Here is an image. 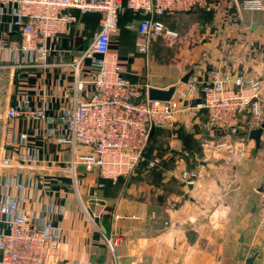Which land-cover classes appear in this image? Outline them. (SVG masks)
<instances>
[{
    "label": "crops",
    "instance_id": "1",
    "mask_svg": "<svg viewBox=\"0 0 264 264\" xmlns=\"http://www.w3.org/2000/svg\"><path fill=\"white\" fill-rule=\"evenodd\" d=\"M263 6L264 0H249L243 7L236 0H214L208 8L166 13L162 20L179 36L168 43L162 37L154 39L148 55L136 47L138 23L120 22L111 48L127 64L126 77L141 85L168 88L191 72L189 80L207 79L210 69L264 80ZM89 16L80 19L71 33L47 40L52 49L50 65L19 70L13 79L2 69L0 157L34 150L41 162L34 170L0 168V181L13 173L37 181L38 188L30 191L25 205L28 214L42 208L44 191L64 206L63 213L54 215L64 240L49 253L45 264H74L76 260L219 264V257L220 264H247L249 257L252 264H264V226H259L256 212L264 187V133L257 146L250 137L256 128L250 112L239 115L237 134L206 126L204 110L191 127L179 122L160 127L146 153L148 159L161 157L160 165L139 166L132 176L104 188L98 187L96 171L78 166L75 177L67 171L70 151L45 137L43 120H10L4 115L10 103L25 95L32 106L45 107L50 116L74 105L72 69L62 63L88 45L86 31L93 20ZM11 22L9 14L0 15V41L7 45L20 41ZM201 101L200 93L186 100L191 105ZM10 131L26 133L28 141L6 146ZM220 142L226 146L218 147ZM185 168L202 173L195 184L179 180V171ZM102 232L124 236L114 261Z\"/></svg>",
    "mask_w": 264,
    "mask_h": 264
},
{
    "label": "built area",
    "instance_id": "2",
    "mask_svg": "<svg viewBox=\"0 0 264 264\" xmlns=\"http://www.w3.org/2000/svg\"><path fill=\"white\" fill-rule=\"evenodd\" d=\"M214 0H2L0 15L12 17L11 28L20 34V41L7 45L0 41V87L2 69L10 79L15 72L26 68L46 67L52 49L47 40L71 32L80 17L89 13L100 15V28L88 45L71 61L64 62L72 69L73 101L60 115H47L45 107L32 106L27 95L10 103L4 115L35 118L45 122V137L52 138L70 151L67 171L75 176L78 166L96 171L98 187L103 179L116 181L135 173L146 159L145 151L154 126L181 123L191 127L201 110L207 116L205 125L217 126L237 134L238 117L250 112L252 124L259 127L264 121V80L252 76L222 74L208 70L207 79L188 80L179 87L169 101L148 98V84L134 83L126 77L128 66L111 48L113 35L119 30L120 14L132 11L143 18L138 22L136 47L148 55L154 39L162 37L174 41L179 34L166 26L162 16L175 11L208 8ZM243 7V6H242ZM264 9V6L262 7ZM3 52V56H2ZM2 59L4 64H2ZM200 93L197 105L186 102ZM6 146L17 141L26 143V133L8 132ZM218 147L226 146L220 142ZM41 162L37 151H21L17 156L0 157V168L34 170ZM161 159L147 161V168L160 165ZM202 173L194 169L179 171V180L195 184ZM37 181L24 178L21 173L8 174L0 181V264H45L49 253L63 242L60 224L54 215L63 213L46 191L42 208L26 212L30 191L37 189ZM257 219L264 226V187L259 191ZM94 221V217L90 216ZM105 243L115 256L125 241L121 234L102 232ZM222 261L219 257L218 262ZM74 264H108L97 260H76Z\"/></svg>",
    "mask_w": 264,
    "mask_h": 264
},
{
    "label": "water",
    "instance_id": "3",
    "mask_svg": "<svg viewBox=\"0 0 264 264\" xmlns=\"http://www.w3.org/2000/svg\"><path fill=\"white\" fill-rule=\"evenodd\" d=\"M247 1H249V0H236L237 4L241 7L244 6L245 2H247ZM191 73H188L182 79V81L188 82ZM175 91H176V85H171L168 88L149 86L148 87V98L153 99V100L169 101L173 97ZM154 129H155V126L153 125L151 127V130H150V137L152 136ZM263 133H264V121L262 122V124L259 127L254 128L250 131V137L255 139L257 146L260 145L261 136ZM252 262H253V258L249 257L247 259V264H252Z\"/></svg>",
    "mask_w": 264,
    "mask_h": 264
},
{
    "label": "trees",
    "instance_id": "4",
    "mask_svg": "<svg viewBox=\"0 0 264 264\" xmlns=\"http://www.w3.org/2000/svg\"><path fill=\"white\" fill-rule=\"evenodd\" d=\"M88 15H90V16H92V25H91V27L90 28H88V30L86 31L87 32V35H88V40H87V43L90 41V38L92 37V35L96 32V31H98V29L100 28V25H99V28L96 30V31H94V29H93V27L94 26H98V23H97V21H99V18H100V15L99 14H97V13H89V14H86V15H83V16H81L80 17V19L82 20V19H84V17H87ZM89 16V17H90ZM143 18V16L142 15H139V14H137V13H134V12H132V11H125V12H123V13H121L120 14V22L123 24H125V23H131V22H139L141 19ZM98 19V20H97ZM125 21V22H124ZM119 22V24L121 25V23ZM96 24V25H95ZM71 33V32H70ZM160 127H163V126H155V129H154V132H153V134H152V136L150 137V139L153 137V136H155L157 133H158V129L160 128ZM150 139H149V142H150ZM149 142H148V145H149ZM148 145H147V147H148ZM147 147H146V151H147ZM145 151V152H146ZM122 178L123 177H120V178H118L115 182L114 181H112L111 179H103V182H104V185L102 186V187H100V188H104L105 186H107V185H109V184H111V183H118V182H120L121 180H122ZM100 179V178H99ZM101 180V179H100ZM99 180V181H100Z\"/></svg>",
    "mask_w": 264,
    "mask_h": 264
},
{
    "label": "rangeland",
    "instance_id": "5",
    "mask_svg": "<svg viewBox=\"0 0 264 264\" xmlns=\"http://www.w3.org/2000/svg\"><path fill=\"white\" fill-rule=\"evenodd\" d=\"M168 28H170V27H168ZM170 29H172V28H170ZM173 30H175V29H173ZM178 34H179V32L177 31V30H175ZM167 43H168V41H166ZM170 42V41H169ZM167 56V55H166ZM169 56V55H168ZM169 57H175V55L174 54H171ZM183 83V81H180L177 85H178V87L181 85ZM202 111V110H201ZM164 127V126H163ZM166 127V126H165ZM146 153H147V151L145 152V156H146ZM159 158V157H158ZM160 159H161V157H160ZM149 159L147 158V156H146V159L145 160H142L140 163H139V165H138V167L140 166H146L147 167V161H148ZM138 167H137V169H138ZM157 167V166H156ZM155 167V168H156ZM137 169H136V171H137ZM135 171V172H136ZM73 177H75L73 174H71ZM133 175V174H132ZM131 175V176H132ZM75 181L76 180H74V183H75ZM79 199V198H78ZM83 203V202H82ZM85 205V204H84ZM82 206L83 208H84V210L87 212V211H89V208H87V206ZM91 214V213H90ZM115 255H116V252H115ZM112 259H113V261L116 259L115 258V256L114 255H112ZM114 264H117V260L114 262Z\"/></svg>",
    "mask_w": 264,
    "mask_h": 264
}]
</instances>
